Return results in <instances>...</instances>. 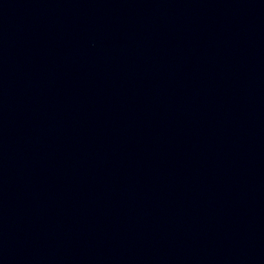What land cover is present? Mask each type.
Instances as JSON below:
<instances>
[{
	"label": "water",
	"instance_id": "1",
	"mask_svg": "<svg viewBox=\"0 0 264 264\" xmlns=\"http://www.w3.org/2000/svg\"><path fill=\"white\" fill-rule=\"evenodd\" d=\"M0 264H264V0H0Z\"/></svg>",
	"mask_w": 264,
	"mask_h": 264
}]
</instances>
